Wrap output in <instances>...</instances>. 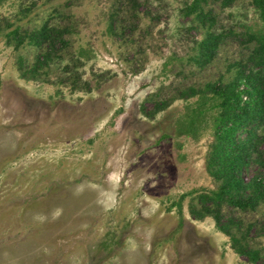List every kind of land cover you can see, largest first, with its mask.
<instances>
[{
	"label": "rangeland",
	"instance_id": "rangeland-1",
	"mask_svg": "<svg viewBox=\"0 0 264 264\" xmlns=\"http://www.w3.org/2000/svg\"><path fill=\"white\" fill-rule=\"evenodd\" d=\"M191 1H0V264H264V203L222 207L259 250L252 263L194 213L219 186L209 122L176 133L197 100L180 93L230 79L251 46L241 33L264 23L251 0L210 2L214 30L234 33L199 66L205 28L184 13ZM44 25L66 44H29ZM257 173L251 164L244 177Z\"/></svg>",
	"mask_w": 264,
	"mask_h": 264
},
{
	"label": "trees",
	"instance_id": "trees-1",
	"mask_svg": "<svg viewBox=\"0 0 264 264\" xmlns=\"http://www.w3.org/2000/svg\"><path fill=\"white\" fill-rule=\"evenodd\" d=\"M234 1L192 0L185 6L184 13L194 15V20L205 28V36L197 42V52L192 58L197 65L204 66L211 62L225 37L234 33L232 29L215 31L216 18L206 6L211 2L229 7ZM251 2L264 23V0ZM18 36L16 30L5 33L8 43ZM241 36L251 46L245 60L234 63L236 69L230 79L222 76L201 88L191 87L180 93L181 98L197 96V100L177 121L176 133L194 137L197 129L201 128L200 124L209 122L214 140L206 166L207 172L219 186L217 190L199 195L201 210L193 212L200 218L213 217L217 229L229 236L235 251L255 263L260 256L259 250L248 246L245 231L241 235L234 233L233 220H225L222 214L224 204L244 211L264 203V30H248L242 32ZM23 40L21 37L15 46L18 47ZM28 42L35 46L47 45L50 52L56 44H66L61 30L48 25L29 34ZM50 52H42L36 65L45 62ZM36 71L33 68L27 72L34 74ZM167 105L168 102L164 100L157 102L155 107L158 111ZM168 137V134H164L161 139ZM251 164L257 165L258 173L247 180L244 172Z\"/></svg>",
	"mask_w": 264,
	"mask_h": 264
}]
</instances>
